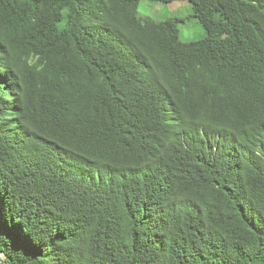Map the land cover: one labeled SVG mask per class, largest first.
I'll return each mask as SVG.
<instances>
[{
    "label": "trees",
    "instance_id": "obj_1",
    "mask_svg": "<svg viewBox=\"0 0 264 264\" xmlns=\"http://www.w3.org/2000/svg\"><path fill=\"white\" fill-rule=\"evenodd\" d=\"M0 0V264H264V0Z\"/></svg>",
    "mask_w": 264,
    "mask_h": 264
},
{
    "label": "rangeland",
    "instance_id": "obj_2",
    "mask_svg": "<svg viewBox=\"0 0 264 264\" xmlns=\"http://www.w3.org/2000/svg\"><path fill=\"white\" fill-rule=\"evenodd\" d=\"M140 15L156 21L179 18L185 21L180 25L181 38L185 42H197L206 38L207 34L198 20L193 18V11L188 1L171 5H162L143 0L140 4Z\"/></svg>",
    "mask_w": 264,
    "mask_h": 264
},
{
    "label": "water",
    "instance_id": "obj_3",
    "mask_svg": "<svg viewBox=\"0 0 264 264\" xmlns=\"http://www.w3.org/2000/svg\"><path fill=\"white\" fill-rule=\"evenodd\" d=\"M0 257H2L3 259H6L5 255L0 254Z\"/></svg>",
    "mask_w": 264,
    "mask_h": 264
}]
</instances>
